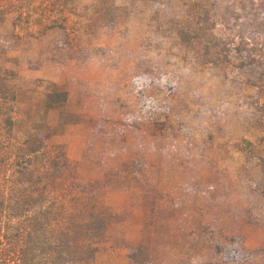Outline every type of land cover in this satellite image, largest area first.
I'll return each instance as SVG.
<instances>
[{
    "label": "rangeland",
    "instance_id": "obj_1",
    "mask_svg": "<svg viewBox=\"0 0 264 264\" xmlns=\"http://www.w3.org/2000/svg\"><path fill=\"white\" fill-rule=\"evenodd\" d=\"M195 3L228 48L244 39L264 53V0H0L17 139L51 127L71 196L118 215L78 264H132L129 247L147 237L150 264H234L215 250L229 238L241 264H264L263 103L235 54L204 64L180 42ZM54 90L66 99L47 108Z\"/></svg>",
    "mask_w": 264,
    "mask_h": 264
},
{
    "label": "trees",
    "instance_id": "obj_2",
    "mask_svg": "<svg viewBox=\"0 0 264 264\" xmlns=\"http://www.w3.org/2000/svg\"><path fill=\"white\" fill-rule=\"evenodd\" d=\"M214 27L212 15L195 3L177 24L176 33L181 43L195 45L204 64L219 66L230 62L231 52L235 54L237 69L256 89L264 111V53L255 58L257 47L244 39L228 48ZM164 87L174 89L167 82ZM16 98L0 75V264L90 263L118 215L80 201L76 193L71 196L74 178L64 147L47 142L51 127L33 126L23 140L17 139ZM65 99V92L54 90L44 105L52 108ZM215 250L226 262L241 264L247 258L234 238L217 244ZM151 257L149 237L127 251L132 264H150Z\"/></svg>",
    "mask_w": 264,
    "mask_h": 264
}]
</instances>
